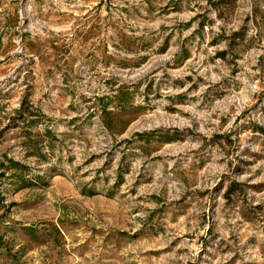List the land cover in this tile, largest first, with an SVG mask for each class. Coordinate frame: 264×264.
Wrapping results in <instances>:
<instances>
[{
	"label": "rangeland",
	"instance_id": "obj_1",
	"mask_svg": "<svg viewBox=\"0 0 264 264\" xmlns=\"http://www.w3.org/2000/svg\"><path fill=\"white\" fill-rule=\"evenodd\" d=\"M0 264H264V0H0Z\"/></svg>",
	"mask_w": 264,
	"mask_h": 264
},
{
	"label": "trees",
	"instance_id": "obj_2",
	"mask_svg": "<svg viewBox=\"0 0 264 264\" xmlns=\"http://www.w3.org/2000/svg\"><path fill=\"white\" fill-rule=\"evenodd\" d=\"M103 110H105V109H103ZM105 112V111H104Z\"/></svg>",
	"mask_w": 264,
	"mask_h": 264
}]
</instances>
